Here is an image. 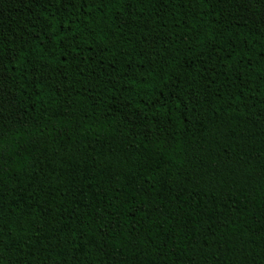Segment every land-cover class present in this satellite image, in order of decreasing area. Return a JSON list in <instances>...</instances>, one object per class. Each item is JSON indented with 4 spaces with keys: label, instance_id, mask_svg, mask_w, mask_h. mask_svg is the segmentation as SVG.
Masks as SVG:
<instances>
[{
    "label": "trees",
    "instance_id": "trees-1",
    "mask_svg": "<svg viewBox=\"0 0 264 264\" xmlns=\"http://www.w3.org/2000/svg\"><path fill=\"white\" fill-rule=\"evenodd\" d=\"M0 264H264V0H0Z\"/></svg>",
    "mask_w": 264,
    "mask_h": 264
}]
</instances>
